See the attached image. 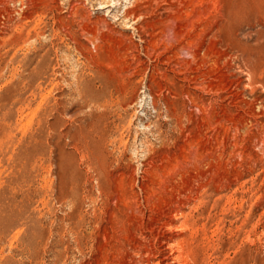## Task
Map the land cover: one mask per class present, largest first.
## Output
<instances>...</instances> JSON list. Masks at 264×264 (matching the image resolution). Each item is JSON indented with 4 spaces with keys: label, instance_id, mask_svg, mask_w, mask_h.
<instances>
[{
    "label": "rangeland",
    "instance_id": "obj_1",
    "mask_svg": "<svg viewBox=\"0 0 264 264\" xmlns=\"http://www.w3.org/2000/svg\"><path fill=\"white\" fill-rule=\"evenodd\" d=\"M174 263L264 264V0H0V264Z\"/></svg>",
    "mask_w": 264,
    "mask_h": 264
},
{
    "label": "bare ground",
    "instance_id": "obj_2",
    "mask_svg": "<svg viewBox=\"0 0 264 264\" xmlns=\"http://www.w3.org/2000/svg\"><path fill=\"white\" fill-rule=\"evenodd\" d=\"M12 2V1H11ZM78 2V1H77ZM69 6V5H68ZM74 13V12H73ZM79 13V12H78ZM79 19V18H78ZM98 23V22H97ZM133 25V24H132ZM127 27V26H126ZM88 36V35H87ZM146 41V40H145ZM141 42V41H140ZM143 42V41H142ZM190 47V46H189ZM79 48V47H78ZM179 48V47H178ZM188 48V47H187ZM183 49H185V48H183ZM179 50V49H178ZM184 51V50H183ZM192 51V50H191ZM146 52V51H145ZM149 53V52H148ZM156 53V52H155ZM180 55V54H179ZM188 55V54H187ZM162 60V59H161ZM175 60H177V59H175ZM139 63V62H138ZM140 64V63H139ZM148 65V64H147ZM140 69V68H139ZM180 69V68H179ZM145 72V71H144ZM181 77V76H180ZM149 78V77H148ZM150 79V78H149ZM179 80V79H178ZM144 81V80H143ZM186 85V84H185ZM191 88V87H190ZM183 93V92H182ZM203 94V93H202ZM208 101V100H207ZM263 107V106H262ZM254 123V122H253ZM256 125V124H255ZM259 131V130H258ZM260 135H262V134H260ZM83 140V139H82ZM258 146V145H257ZM81 149V148H80ZM120 168V167H119ZM174 170V169H173ZM169 181V180H168ZM143 182V181H142ZM162 182V181H161ZM179 182V181H178ZM178 184V183H177ZM169 185V184H168ZM180 185V184H179ZM200 185V184H199ZM149 186V185H148ZM190 186V185H189ZM189 188V187H188ZM189 192V191H188ZM155 193V192H154ZM185 197H187V196H185ZM197 198V197H196ZM143 199V198H142ZM195 199V198H194ZM199 203V202H198ZM139 204V203H138ZM160 204V203H159ZM180 206H181V204H180ZM199 206V205H198ZM171 208V207H170ZM135 210V209H134ZM168 211V210H167ZM175 211V210H174ZM208 211V210H207ZM177 213V212H176ZM147 214V213H146ZM161 217V216H160ZM174 219V218H173ZM168 220H169V218H168ZM170 220H172V219H170ZM169 220V221H170ZM150 221V220H149ZM165 221H167V220H165ZM164 221V222H165ZM181 221V220H180ZM162 222V221H161ZM160 224V223H159ZM161 225V224H160ZM159 225V226H160ZM169 225V224H168ZM171 226V225H170ZM155 227V226H154ZM146 228V227H145ZM153 228V227H152ZM150 230V229H149ZM167 231V230H166ZM170 231V230H169ZM168 232V231H167ZM147 236V235H146ZM209 237V236H208ZM167 240H169V237H168V239ZM146 242V241H145ZM160 243H161V241H160ZM189 244V243H188ZM159 245V244H158ZM167 245V244H166ZM156 246V245H155ZM168 246V245H167ZM176 246V245H175ZM185 248V247H184ZM171 251H172V249H171ZM158 252V251H157ZM184 252V251H183ZM179 253V252H178ZM136 254V253H135ZM172 254V253H171ZM170 254V255H171ZM190 254V253H189ZM167 255V254H166ZM185 256V255H184ZM181 257V256H180ZM183 257V256H182ZM165 258V257H164ZM173 258V257H172ZM159 259V258H158ZM171 259V258H170ZM176 259V258H175ZM147 260V259H146ZM172 260V259H171ZM179 260V259H178ZM185 260V259H184ZM174 261V260H173ZM177 261V260H176ZM222 261V260H221ZM145 262V261H144ZM167 262V261H166ZM149 263V262H148ZM169 263V262H168ZM173 263V262H172ZM175 264V263H174Z\"/></svg>",
    "mask_w": 264,
    "mask_h": 264
}]
</instances>
